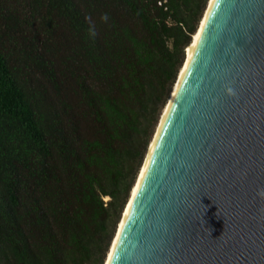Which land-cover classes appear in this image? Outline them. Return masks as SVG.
Instances as JSON below:
<instances>
[{"label": "trees", "instance_id": "trees-1", "mask_svg": "<svg viewBox=\"0 0 264 264\" xmlns=\"http://www.w3.org/2000/svg\"><path fill=\"white\" fill-rule=\"evenodd\" d=\"M208 0H0V264H104Z\"/></svg>", "mask_w": 264, "mask_h": 264}, {"label": "water", "instance_id": "water-1", "mask_svg": "<svg viewBox=\"0 0 264 264\" xmlns=\"http://www.w3.org/2000/svg\"><path fill=\"white\" fill-rule=\"evenodd\" d=\"M110 264H264V0H216Z\"/></svg>", "mask_w": 264, "mask_h": 264}, {"label": "bare ground", "instance_id": "bare-ground-1", "mask_svg": "<svg viewBox=\"0 0 264 264\" xmlns=\"http://www.w3.org/2000/svg\"><path fill=\"white\" fill-rule=\"evenodd\" d=\"M216 0H208V3H207V6H206V9L203 13V16L200 20V23L198 25V28L196 30V32L193 34V37H192V41L190 42V44L186 47V57H185V60H184V63L182 64L179 72H178V75H177V78H176V81L174 83V86L172 88V91L170 93V96L162 110V113H161V116L159 118V121L157 123V127H156V130L154 131V134L152 136V139L150 141V144H149V147H148V150L146 152V155L144 157V160L142 162V165L140 167V170L138 172V175H137V178L135 180V183L132 187V190H131V193H130V197L128 199V202L123 210V213H122V216H121V219L119 220V223H118V226H117V229H116V232H115V235H114V238L111 242V245H110V248L108 250V253L106 255V259H105V262L104 264H110L111 263V260H112V257L114 255V252L116 250V247L118 245V242H119V239H120V236H121V233L123 231V228L126 224V221L130 215V212H131V209H132V206L134 204V201L138 195V192L141 188V185H142V182H143V179H144V176L146 174V170L148 168V165L150 163V159H151V156H152V153L155 149V146L159 140V137L161 135V132L164 128V124L167 120V117L169 115V112H170V109H171V106L178 94V91H179V88L182 84V81L189 69V65H190V62L192 60V57L195 53V50L197 48V45L200 41V38L202 36V33H203V30H204V27L207 23V20H208V17H209V14L215 4Z\"/></svg>", "mask_w": 264, "mask_h": 264}, {"label": "rangeland", "instance_id": "rangeland-1", "mask_svg": "<svg viewBox=\"0 0 264 264\" xmlns=\"http://www.w3.org/2000/svg\"><path fill=\"white\" fill-rule=\"evenodd\" d=\"M185 50H186V49H185ZM156 127H157V125H156ZM156 127H155V130H156ZM155 130H154V131H155ZM153 134H154V132H153ZM147 150H148V148H147ZM146 152H147V151H146ZM145 155H146V154H145Z\"/></svg>", "mask_w": 264, "mask_h": 264}]
</instances>
